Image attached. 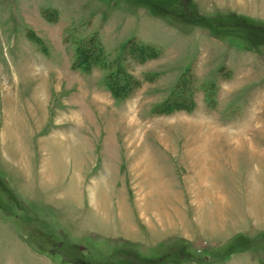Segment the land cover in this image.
I'll use <instances>...</instances> for the list:
<instances>
[{
    "label": "rangeland",
    "instance_id": "rangeland-1",
    "mask_svg": "<svg viewBox=\"0 0 264 264\" xmlns=\"http://www.w3.org/2000/svg\"><path fill=\"white\" fill-rule=\"evenodd\" d=\"M0 264H264V0H0Z\"/></svg>",
    "mask_w": 264,
    "mask_h": 264
},
{
    "label": "trees",
    "instance_id": "trees-1",
    "mask_svg": "<svg viewBox=\"0 0 264 264\" xmlns=\"http://www.w3.org/2000/svg\"><path fill=\"white\" fill-rule=\"evenodd\" d=\"M44 12H47V10H44ZM102 45L103 43L97 35H92L84 41H80L76 46L73 66L83 70V72H90L96 66H101L103 69L109 68L108 66L111 64L105 61V48ZM128 51L136 55L140 62L160 56V51H158L155 46L146 44L135 38L129 39L126 44H124L123 55ZM121 64L116 66L117 69L115 73L109 71L105 78V84L111 91L112 96L117 99L130 97L134 90L141 87V81L134 75L123 70L124 67L122 66L121 68ZM189 71L190 68L187 67L179 80H177L178 82L169 93L168 97L157 107V112L168 114L180 109H185L187 111L194 110L196 102L193 92H195L196 87L192 86L190 81L192 78L191 75H189ZM214 87L215 83L212 81L208 83L205 88L210 102L212 101V95L209 92L213 91Z\"/></svg>",
    "mask_w": 264,
    "mask_h": 264
},
{
    "label": "crops",
    "instance_id": "crops-1",
    "mask_svg": "<svg viewBox=\"0 0 264 264\" xmlns=\"http://www.w3.org/2000/svg\"><path fill=\"white\" fill-rule=\"evenodd\" d=\"M48 22H50L49 20H47ZM176 85V84H175ZM110 93H111V91H110ZM112 94V93H111ZM113 97V96H112ZM115 98V97H114ZM175 111H173L172 113H174ZM172 113H169V114H172Z\"/></svg>",
    "mask_w": 264,
    "mask_h": 264
}]
</instances>
